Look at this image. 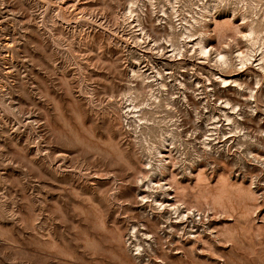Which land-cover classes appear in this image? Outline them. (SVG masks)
I'll return each instance as SVG.
<instances>
[{
  "label": "rangeland",
  "instance_id": "rangeland-1",
  "mask_svg": "<svg viewBox=\"0 0 264 264\" xmlns=\"http://www.w3.org/2000/svg\"><path fill=\"white\" fill-rule=\"evenodd\" d=\"M0 264H264V0H0Z\"/></svg>",
  "mask_w": 264,
  "mask_h": 264
}]
</instances>
